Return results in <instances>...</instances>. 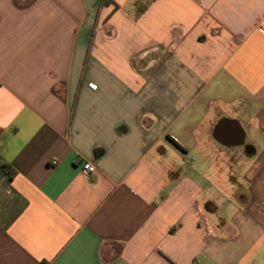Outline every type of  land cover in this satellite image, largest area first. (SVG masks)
I'll return each mask as SVG.
<instances>
[{
	"label": "crops",
	"instance_id": "crops-1",
	"mask_svg": "<svg viewBox=\"0 0 264 264\" xmlns=\"http://www.w3.org/2000/svg\"><path fill=\"white\" fill-rule=\"evenodd\" d=\"M101 1L0 0V264H264V0Z\"/></svg>",
	"mask_w": 264,
	"mask_h": 264
},
{
	"label": "built area",
	"instance_id": "built-area-1",
	"mask_svg": "<svg viewBox=\"0 0 264 264\" xmlns=\"http://www.w3.org/2000/svg\"><path fill=\"white\" fill-rule=\"evenodd\" d=\"M95 172V167L91 162L85 161L82 163L80 173L83 176H87Z\"/></svg>",
	"mask_w": 264,
	"mask_h": 264
},
{
	"label": "trees",
	"instance_id": "trees-1",
	"mask_svg": "<svg viewBox=\"0 0 264 264\" xmlns=\"http://www.w3.org/2000/svg\"><path fill=\"white\" fill-rule=\"evenodd\" d=\"M106 1H107V0H102L100 4H104ZM143 8H144V7H143ZM143 8H138V9H137V14H140V13L143 11ZM97 152H98V151L96 150V153H97ZM8 174H9V173H8Z\"/></svg>",
	"mask_w": 264,
	"mask_h": 264
},
{
	"label": "rangeland",
	"instance_id": "rangeland-1",
	"mask_svg": "<svg viewBox=\"0 0 264 264\" xmlns=\"http://www.w3.org/2000/svg\"><path fill=\"white\" fill-rule=\"evenodd\" d=\"M236 177H233V179L235 180Z\"/></svg>",
	"mask_w": 264,
	"mask_h": 264
}]
</instances>
